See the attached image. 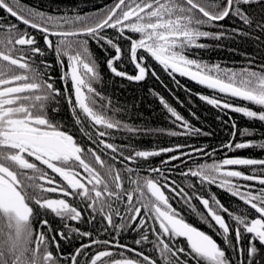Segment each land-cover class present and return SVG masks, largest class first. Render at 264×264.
I'll return each instance as SVG.
<instances>
[{
    "label": "snow or ice",
    "instance_id": "obj_1",
    "mask_svg": "<svg viewBox=\"0 0 264 264\" xmlns=\"http://www.w3.org/2000/svg\"><path fill=\"white\" fill-rule=\"evenodd\" d=\"M257 8L262 15L254 14ZM0 10L16 21L0 18V264H264V158L227 154L264 151V133L257 140V129H237L229 117L224 123L232 132L221 145L226 150L221 159L214 158L215 148L209 152L178 144L140 150L121 143L117 133L128 134L130 141L164 130L143 129L120 117L122 109L97 88L103 77L89 48L92 41L105 52L115 77L141 82L151 74L159 79L151 59L170 76L188 77L215 93L198 94L201 101L264 124V63L257 66L243 53L245 64L233 68L193 53L213 46L208 40L248 38L264 44V0H113L83 14L0 0ZM226 20L235 26L226 28ZM49 52L61 68L62 87L44 59ZM125 61L135 74L122 70ZM62 103L80 137L56 119ZM160 103L177 129L167 135H211L162 97ZM166 153L174 154L162 165L197 157L211 162L182 170L180 175L196 180L183 187L161 167L141 174V161ZM197 185H214L243 207L230 210L215 193L202 195ZM174 199L222 243L187 222L173 207ZM80 224L92 227L82 230ZM126 231L136 234L133 246L120 240ZM76 240L79 246L65 254L62 242Z\"/></svg>",
    "mask_w": 264,
    "mask_h": 264
},
{
    "label": "trees",
    "instance_id": "obj_2",
    "mask_svg": "<svg viewBox=\"0 0 264 264\" xmlns=\"http://www.w3.org/2000/svg\"><path fill=\"white\" fill-rule=\"evenodd\" d=\"M113 0H20L21 6H31L40 10L55 12L59 10L61 13L68 12L71 14L73 11L83 13H93L98 9L104 8L106 5H111ZM254 14L257 16L262 15L257 8L254 10ZM3 15V16H2ZM0 18L4 19L5 23H15V19L8 16L3 10H0ZM226 28H231L234 25L232 20H226L223 22ZM21 27H23L21 25ZM111 34V30H109ZM261 41H264V34H261ZM209 45H213L206 49L193 50L194 58H198L209 63H219L222 66L238 68L245 64V56L243 53H247L255 61V65L264 63V44L248 38H237L235 41L224 40L220 42L205 41ZM219 44V46H215ZM90 51L96 58L102 73V82L97 85L99 91L105 96L109 97L112 104L122 109L120 117L126 122L148 130H164L161 131H149L143 134L135 136L132 140L127 139L126 133H117L118 141L121 143H131L135 148L140 150H156L164 147H172L178 144L188 145L190 147H206V150L211 152L212 149H217L215 153V159H221L225 155L224 149L221 145L227 143L230 139L232 132L231 124H225L224 121H228L229 117L236 122L237 129H243L246 127L255 128L258 130L255 139L261 138L260 133H264V124L259 122H251L246 118H243L240 114L220 111L206 102L199 99L198 94L212 96V90L206 87L191 82L181 76L173 74L170 76L161 66L156 64L151 59L148 63L156 71L157 76L153 77L151 74L147 76L144 81L135 82L129 81L125 78L115 77L106 66V59L108 56L105 52L99 48L95 42L90 41ZM235 49V51H232ZM124 71L129 74H135L136 70L134 66L125 61L123 66ZM178 81V83H177ZM163 98L170 106L174 107L179 114L188 120L194 127L202 129L204 132H209V136H170L167 135V131L177 130L173 124V118L160 103V98ZM167 98V99H165ZM236 103H243L242 101H236ZM62 112L67 113V109L63 108ZM227 112V115H225ZM193 113L195 114L193 116ZM198 114V117H196ZM67 119V118H66ZM240 140L241 137L238 134L236 137ZM247 139V138H245ZM190 148L186 147L184 151H189ZM170 155L174 153H169ZM229 156H250L256 158H264V151L257 149H246L238 152H228ZM166 154L149 158L147 162L141 161V174L147 175V169L152 167L164 168L161 161L165 160ZM186 163L181 165V168H175L172 172L174 180L180 186H186L187 183H195V178L185 177L180 175L182 170H186L188 167H194L195 163L211 162L208 157H197L195 161L187 158ZM148 164L151 166L148 168ZM119 166V165H118ZM166 174V173H165ZM186 190L190 191L186 188ZM197 190L202 195L207 197L210 193H215L220 201L228 207L230 210L239 211L243 206L242 202H239L236 198L231 197L223 190L217 188L214 185L205 186L200 188L197 185ZM192 204L195 205L201 212H203L202 205L199 201L193 199ZM180 212L184 218L188 221H192L195 226L203 229L207 233L211 234L219 243H222V237L215 235L212 229L208 228L204 224L200 217L197 216L187 205L180 203ZM225 219L227 220V214ZM231 223V221H229ZM136 234L134 232H125L120 236V240L123 243L132 245L133 237ZM234 239V233H233ZM182 245L186 244L180 240ZM246 243V242H245ZM191 264V262H190Z\"/></svg>",
    "mask_w": 264,
    "mask_h": 264
},
{
    "label": "flooded vegetation",
    "instance_id": "obj_3",
    "mask_svg": "<svg viewBox=\"0 0 264 264\" xmlns=\"http://www.w3.org/2000/svg\"><path fill=\"white\" fill-rule=\"evenodd\" d=\"M2 16H3V15H2ZM40 43H41V45H42V44H43V41L41 40ZM44 59H46L48 62L52 63V65H53V69L51 70V75H53V77L56 78V84H57V87H62V86H63V82L59 79V77H60V75H61V68H60V66H59L58 64L55 63V58H54L53 54L49 52V53L47 54V56H46ZM175 75H178V74H175ZM178 76H180V75H178ZM181 77H183V76H181ZM183 78H185V77H183ZM185 79H186V78H185ZM187 80H188V79H187ZM165 99H167V98H165ZM63 108H66V109H67V106H66V104H63V103H62L60 112L57 113V114H55V115H56V119L59 120V121H61V122H63L67 127L72 128L73 131L76 133V135H77L78 137H80V133L78 132V129H76V128L73 126L71 113H70V112L68 111V109H67V113L65 114L64 112H62V109H63ZM180 115H182V114H180ZM196 117H198V114H196ZM66 118H67V119H66ZM172 155H173V154H172ZM168 156H170L169 153H167V157H166V159L168 158ZM166 159H165V160H166ZM173 164L178 165V167H176V168H178V169H180V168H181V165H182V163H180V161H173L172 164H169V165H163V167H164V169H167V170H168V171H166V175L170 176L172 179H175V178L178 179V177H175L174 175H172V172H173L174 169H175V168L172 167ZM150 166H151V164H148V168H149ZM171 202H172V204H173V207L177 208V209L180 211V209H181V205H180V203H181V202H178V201L175 200V199L172 200ZM185 220H186V219H185ZM186 221L189 222V223H191L193 226H195V224H194L192 221H188V220H186ZM54 226L59 227V224L56 223V224H54ZM78 227H80L82 230H90L92 226H91V225H88V224H80V225H78ZM196 227H197V226H196ZM197 228H199V227H197ZM199 229H201V228H199ZM201 230H203V229H201ZM203 231H204V230H203ZM205 232H206V231H205ZM206 233H207V232H206ZM124 234H125V232H124ZM208 234H209V233H208ZM209 235H211V234H209ZM101 238H107V237H101ZM213 238H214V237H213ZM181 239H182V238H181ZM214 239H215V238H214ZM80 242H81V241L76 240V241H74L71 245L62 242V249H63L64 253L67 254V253H70V252L74 251V249H75L76 247L79 246ZM85 242H87V241H85ZM182 242L186 243L183 239H182ZM217 242H218V241H217ZM122 243H123V242H122ZM218 243H219V242H218ZM148 247H150V246H148Z\"/></svg>",
    "mask_w": 264,
    "mask_h": 264
},
{
    "label": "water",
    "instance_id": "obj_4",
    "mask_svg": "<svg viewBox=\"0 0 264 264\" xmlns=\"http://www.w3.org/2000/svg\"><path fill=\"white\" fill-rule=\"evenodd\" d=\"M179 75V74H178ZM186 79H188L189 81H191V82H194V83H196L195 81H193V80H191L190 78H188V77H185ZM198 84V83H197Z\"/></svg>",
    "mask_w": 264,
    "mask_h": 264
}]
</instances>
